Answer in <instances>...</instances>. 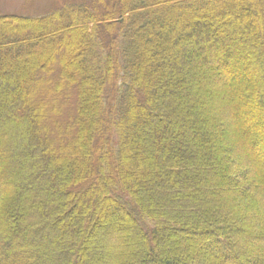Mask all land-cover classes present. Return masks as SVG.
<instances>
[{"label":"trees","instance_id":"trees-1","mask_svg":"<svg viewBox=\"0 0 264 264\" xmlns=\"http://www.w3.org/2000/svg\"><path fill=\"white\" fill-rule=\"evenodd\" d=\"M0 264H264V0L0 12Z\"/></svg>","mask_w":264,"mask_h":264},{"label":"rangeland","instance_id":"rangeland-1","mask_svg":"<svg viewBox=\"0 0 264 264\" xmlns=\"http://www.w3.org/2000/svg\"><path fill=\"white\" fill-rule=\"evenodd\" d=\"M70 0H0V12L17 13V14H41L51 9L55 5H62ZM58 23L55 21L54 25ZM249 56L246 55V58ZM221 97V96H220ZM241 129V127H240ZM236 128L237 132H241Z\"/></svg>","mask_w":264,"mask_h":264}]
</instances>
